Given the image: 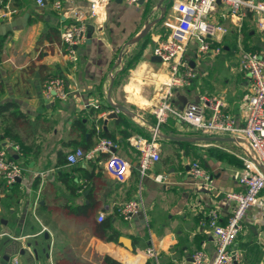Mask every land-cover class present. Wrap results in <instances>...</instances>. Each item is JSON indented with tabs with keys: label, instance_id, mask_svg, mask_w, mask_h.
Listing matches in <instances>:
<instances>
[{
	"label": "crops",
	"instance_id": "0c3cea01",
	"mask_svg": "<svg viewBox=\"0 0 264 264\" xmlns=\"http://www.w3.org/2000/svg\"><path fill=\"white\" fill-rule=\"evenodd\" d=\"M88 1L63 0V10L57 12L47 0L43 7L36 0H0V26L27 16L25 25L21 23L9 30L0 46V101L14 104L19 115L16 120L9 116V132L17 140L2 139L0 147L6 139L16 143L20 155H10L22 169L19 182L9 188V201L17 206L9 209L11 224L20 234L15 236L7 230L0 233V237L11 241L8 255L0 257V264H14V260L17 264H56L60 259L101 264L104 256L121 264H145L150 259L145 254L150 247L155 250L156 264H191V255L199 250L213 256L214 241L207 216L210 210L217 209L219 223L225 225L233 208L225 201V194L242 189L234 178L243 168L239 141L204 134L169 117L158 128L159 162L151 165L142 179L137 171L140 152L134 146L135 139L151 138L156 124L152 110L159 105L164 93L162 86L171 76L170 64L157 61L152 48L168 34L162 22L173 16L174 0L170 4L169 0H145L142 6H129L124 0H104V10L88 22L90 41L86 39L77 46V60L72 61L60 39L61 32L70 24L64 13L71 8H86ZM146 3L151 12L144 15ZM9 8L16 10V14L2 18ZM228 11L218 2L210 16L212 22L226 29L225 34L218 36L219 43L215 42L222 47L221 53L231 54L233 47L243 45L245 51L264 56V34L257 29L256 16L244 11L240 20L235 21ZM161 15V23L150 29L146 41L131 43L146 24ZM51 30L58 32L56 37ZM190 44L185 59L195 78L188 86L174 88L171 101L182 109L186 102L197 101L201 96L215 97L223 104L224 112L241 125L246 119L241 104L249 99L250 90L248 78L238 71L236 55L222 66L233 76L224 77L217 90L200 62L207 56L198 55L195 47L190 53ZM140 50L138 60L124 71ZM49 76L65 80L70 92L68 101L43 98L42 85ZM203 83L204 91L208 90L204 93ZM109 103L122 106L127 113L111 108ZM111 113L116 117L107 119ZM77 120L87 129L95 127L97 134L90 138L93 147L100 139L115 143L113 153L130 165L125 183H119L107 171L109 154L102 153L73 166L66 158H58L59 152L67 157L77 148L83 150L88 141L79 124L74 123ZM168 137L223 140L185 142ZM181 143L190 144L188 153ZM195 161L211 177L210 187H198L192 179L190 165ZM77 168L92 172L93 189L85 185L86 179ZM63 174H69L73 194L60 181ZM139 193L145 207V224L133 217L124 221L118 210L137 199ZM91 201L96 205L88 217L76 215L77 208ZM262 201L242 221L232 247L237 264H264V193ZM99 216L109 220L111 231L118 236L117 243L102 241L92 234L91 221L98 222ZM0 224L8 225L3 220ZM28 224H38L39 230L31 231ZM122 239L129 244H123ZM98 243L107 247L102 250Z\"/></svg>",
	"mask_w": 264,
	"mask_h": 264
},
{
	"label": "built area",
	"instance_id": "2783aa9c",
	"mask_svg": "<svg viewBox=\"0 0 264 264\" xmlns=\"http://www.w3.org/2000/svg\"><path fill=\"white\" fill-rule=\"evenodd\" d=\"M51 1L55 11L63 10V0ZM139 0H124L129 5H138ZM40 7L44 0H36ZM228 8V15L239 21L242 12L247 11L256 16L257 29L264 34V2L255 0H174L173 16L166 18L162 26L168 32L165 39L156 42L152 55L165 64H170L171 76L163 84L164 93L159 105L152 110L156 124L151 129L149 140L136 138L134 146L140 152L137 171L142 179L149 167L160 160L158 128L169 117L175 118L189 127L210 136H228L239 141L243 151V168L234 175L242 188L240 192L225 194V201L232 204L230 216L225 225L219 223V212L212 209L208 212L207 227L213 236L214 255L199 250L191 255V264H234L237 256L232 252L237 236L241 231L242 221L247 213L260 207L264 193V56L258 52L241 51L236 55L238 71L249 81L248 115L240 125L235 118L225 113L223 104L215 97L201 96L197 101L186 102L178 109L171 101L174 88L188 86L195 78V72L185 59L191 41L197 42L196 53L201 56H218L222 47L216 45L226 29L210 20L217 3ZM104 0H89L86 8H71L65 11L70 24L61 32L63 50L70 60L76 61V48L86 40L87 26L90 20L96 19L104 10ZM16 10L7 9L3 17H11ZM219 43V42H218ZM42 96L46 101L66 102L70 92L62 77L49 76L42 85ZM208 112V114H207ZM116 145L108 139H100L88 152L77 148L67 155L69 165L90 161L95 156L109 154L106 169L119 183H125L130 170L128 162L117 157L113 150ZM20 155V147L6 139L0 147V180L2 186L9 190L22 176L21 167L12 159L10 153ZM190 175L198 187L211 186V177L198 162L190 165ZM138 212L145 214V207L139 193L137 199L125 203L118 214L124 221H129ZM99 216L98 222H102ZM146 256L156 260L153 247L146 251ZM156 263V261H155ZM17 264V260H14Z\"/></svg>",
	"mask_w": 264,
	"mask_h": 264
},
{
	"label": "trees",
	"instance_id": "16d2710c",
	"mask_svg": "<svg viewBox=\"0 0 264 264\" xmlns=\"http://www.w3.org/2000/svg\"><path fill=\"white\" fill-rule=\"evenodd\" d=\"M169 1H170L169 2V4H170L172 2V0H169ZM2 2H5V0H2ZM147 6H148V3H146L144 15L146 14V7ZM51 32H52L51 34L53 35V37H56L58 34V32L56 30H51ZM5 38H6V36H0V46L2 45ZM147 38H148V34L145 36L144 40L146 41ZM141 52L142 51L140 50L136 56H134L131 60H129V62L125 65V67L123 69L124 71H126V69H128L129 67L133 66V64L140 57ZM2 92H3V87H2V84H0V94ZM9 116L13 117L14 120L18 119V117H19V115L15 111L14 104L9 103V102L3 103L0 101V141L2 139H5V138H9L10 140H13V141L17 140V137L9 132V124H7V122L9 123ZM74 123L79 124L78 128L80 129L82 135H84V137H86V136L88 137V141L86 143H84L83 150H85V151L89 150L91 147H93V144H91V142H90V138L92 135L97 134L95 127L87 129L82 124L81 120H77ZM99 123H101V122H99ZM99 136L104 137V134L102 132H99ZM180 146L184 147L185 151L188 153V148H190L189 143H181ZM58 158L59 159H65L66 156L63 153L59 152ZM76 171H78L82 175V177L86 179L85 185L88 187L90 186L93 189L92 172L87 170V169H81V168H77ZM68 175L69 174H63L62 175L63 179L61 178L60 181L67 188V190H69L73 194L74 191H73L72 187L70 188V185H69L70 178L68 177ZM90 196L91 195H89L88 197L91 198ZM11 197H12V193L11 194L9 193L6 195V198H8V199H10ZM93 203L94 202L91 201L90 204L83 205V206H80L79 208H77L76 215L88 217L90 215V212L94 208L93 206L96 205V203L94 205H93ZM91 232L96 238H98L102 241L112 242V243L118 242V236L115 235L111 231L110 222L108 219H104L100 223L96 222L95 220H92L91 221ZM98 246L102 250H104L107 247V245L104 243H98ZM56 264H88V263L81 262V261H69V260H65V259H60L59 261H57ZM101 264H121V263L117 262L116 260H113L112 258H110L108 256H104L102 258ZM145 264H156V263H155V260L148 259Z\"/></svg>",
	"mask_w": 264,
	"mask_h": 264
},
{
	"label": "rangeland",
	"instance_id": "374dc122",
	"mask_svg": "<svg viewBox=\"0 0 264 264\" xmlns=\"http://www.w3.org/2000/svg\"><path fill=\"white\" fill-rule=\"evenodd\" d=\"M145 10V8L143 9V11ZM151 12V6H147L146 7V14ZM194 47L196 48V43L193 40L192 44H190V49L189 52L191 53L192 50H194ZM239 46L233 47L232 48V52L231 54L228 53H220L217 57H211V56H207L204 58H201V65L202 68L204 69V73L205 70L208 72L209 71V76H211V81H209L210 83L212 82V84H214V86L217 88V90L221 87L222 82L224 80V77H229V76H233L232 73H230L228 71L227 68H222V66L226 63V61L231 58L234 57L235 55H238L241 51H245L244 50V46L242 45L240 48H238ZM211 67V69L207 70L205 69L206 67ZM205 84L203 83L201 85V88H203L202 93H204L205 91L207 92L208 90L205 89ZM211 92H208V94H210ZM215 93H211L210 95H213ZM241 110H243L245 112V115L247 117L248 115V100L246 101L243 100L242 104H241ZM247 111V112H246ZM245 117V118H246ZM7 124H9L7 122ZM9 193V190L5 189L4 187L0 186V223L2 222V220L4 222H7L8 225L2 227L0 224V233L4 230L9 231V234L18 236L20 234V231L16 228H14V224H11L12 222V217L11 215H9V209L13 208V209H17V206L15 205V203L13 201H9L8 198H6L4 191ZM252 211V209L250 210ZM256 211V210H255ZM256 213H259V211H257ZM29 228H31V231H38L39 230V226L38 224H28ZM33 240H37V239H33ZM33 240H30L31 243H33ZM11 241L9 239H7V237H0V257L3 256V254L5 253L6 255H8V244L10 246ZM36 249V248H35Z\"/></svg>",
	"mask_w": 264,
	"mask_h": 264
},
{
	"label": "water",
	"instance_id": "95a60500",
	"mask_svg": "<svg viewBox=\"0 0 264 264\" xmlns=\"http://www.w3.org/2000/svg\"><path fill=\"white\" fill-rule=\"evenodd\" d=\"M145 3V0H139L138 1V5L142 6ZM44 4H45V0H44ZM27 18V16H26ZM26 18L21 19V20H17V21H13L9 24H5L3 26H0V36H4L9 30L13 29V28H17L18 25H20L22 23V25H25L26 23ZM163 18V15H161L159 18L152 20L151 22H149L148 24H146L143 28V30L133 39L131 40V43H137L139 41H141L142 39L145 38V36L149 33L150 29L157 25L158 23L161 22ZM86 39L87 42L90 41L91 39V32H88L86 35ZM157 61L160 62V60L158 58H156ZM193 66V63H191V67ZM109 106L115 110H118L119 112H124L127 113V110L125 108H123L122 106H118V105H114L112 103H109ZM116 114L115 113H111L109 116H107V119H111V118H115ZM169 140L172 141H185V142H195V141H202V140H207V141H222L223 139L217 138V139H209V138H185V137H168ZM227 141H231V142H236V139L233 138H228V139H224ZM17 182H19V180H17ZM89 192V190L85 191L83 193V195L87 194ZM133 218H138L140 219L141 224H145V219H144V215L142 212H138L135 215H133ZM121 242L123 244H129V241L126 239H122ZM234 264H237V261H234Z\"/></svg>",
	"mask_w": 264,
	"mask_h": 264
}]
</instances>
